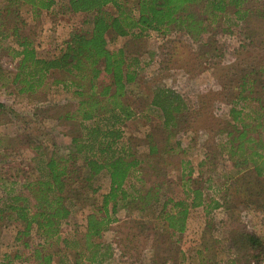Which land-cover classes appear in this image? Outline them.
Listing matches in <instances>:
<instances>
[{
    "label": "rangeland",
    "instance_id": "rangeland-1",
    "mask_svg": "<svg viewBox=\"0 0 264 264\" xmlns=\"http://www.w3.org/2000/svg\"><path fill=\"white\" fill-rule=\"evenodd\" d=\"M54 1L34 17L29 6L0 0V208L7 193L14 192L24 177L30 180L38 175L54 145L60 154L67 152L65 147L77 130L75 122L55 118L60 107L72 99L63 83L52 82L54 76L63 75H48L37 93H19L11 82L17 38L26 37L37 56L48 58L63 49L72 33L88 26L84 23L88 15L70 12L65 0ZM122 8L136 15L132 1H123ZM105 10L117 12L111 5ZM13 26L20 37L11 34ZM136 32L135 27L126 36L107 34L109 49L122 47L138 58L135 78L126 85L125 97L137 113L123 123L120 141L135 157L143 159L139 167L145 173L138 175L146 185L163 180L161 201L183 198L186 189L199 187L206 203L214 199L220 204L209 210L204 205L188 207L184 230L171 234L159 215L161 203L141 212L117 198V220L93 238L100 243L99 252L109 254L99 262L90 261L85 258L87 252L78 255L74 240L84 230L86 212L99 206L108 191L109 178L102 172L93 181L98 190L61 220L58 254L51 264H264V178L251 170L231 169L224 155L214 164L199 163L206 146L215 145L221 136L219 129L231 123L227 112L231 97L222 95V86L230 85L240 70L254 69L261 61L263 51L254 46L258 40L251 43L247 22L236 21L231 14L210 25L198 42L190 40L183 30L164 36L148 30L140 38L132 37ZM260 76L256 91L264 96V87L259 85L264 73ZM158 88L171 89L189 104L185 114H180L177 128L165 129L160 110L149 105ZM147 138L161 147L167 139L165 151L149 157ZM180 159L188 160L186 168ZM134 175L124 183L127 194L144 188ZM230 220L234 222L229 228ZM19 225L5 217L0 220V252L22 249V243L15 240ZM242 225L262 240L258 260L240 238L237 228ZM32 236L34 241H42L34 233Z\"/></svg>",
    "mask_w": 264,
    "mask_h": 264
},
{
    "label": "trees",
    "instance_id": "trees-1",
    "mask_svg": "<svg viewBox=\"0 0 264 264\" xmlns=\"http://www.w3.org/2000/svg\"><path fill=\"white\" fill-rule=\"evenodd\" d=\"M6 1L29 6L34 17L55 2ZM123 1L65 0L70 12L89 16L84 21L88 26L72 33L63 49L52 57L37 56L31 41L17 36V27L10 30L20 37L16 41L17 60L11 79L17 91L37 93L45 86L48 75H63L54 76L52 82L63 83L70 89L72 99L60 107L55 118L75 122L77 130L70 136L65 154H60L54 145L38 175L30 180L24 177L14 192L7 193L0 208V220L5 217L20 224L15 240L22 243V249L0 252V264H51L53 256L58 254L61 220L70 215L77 203H84L90 193L98 190L99 185H93V181L102 172L109 178L108 191L102 195L99 206L86 212L84 230L74 240L78 255L87 252L85 258L90 261L99 262L109 254L100 253V243L93 238L117 220L114 217L117 198L141 212L161 203L159 215L171 234L184 230L188 207L204 205L209 210L220 204L214 199L206 203L199 187L186 189L183 198L166 197L161 201L163 180L146 185V180L139 177V173H145L139 167L143 159L135 157L120 141L123 123L137 113L125 97L126 85L135 78L138 58L127 54L122 47L109 49L107 34L126 36L136 27L138 32L132 37L140 38L148 30L162 36L183 30L190 40L198 42L203 40L210 25L231 14L234 20L247 22L251 43L253 39L258 40L254 46L260 47L264 54V0H129L134 4L135 16L122 8ZM107 5L115 7L117 12L110 14L105 10ZM240 71L230 85L222 86V95L231 97L227 111L231 123L219 129L221 136L215 145L206 146L205 157L199 163L214 164L215 159L224 155L231 169L251 170L264 178V96L256 91L257 76L261 78L264 73V56L254 69ZM259 85L264 87L263 78ZM149 105L160 110L165 129L177 128L180 114H185L189 106L181 95L168 88L156 89ZM166 142L167 139L161 147L149 138L148 156L165 151ZM181 162L184 168L189 163L185 159H180ZM132 175L144 188L127 194L124 183ZM233 222L228 221L227 227ZM237 229L241 240L253 250V258L258 260L263 251L262 240L245 225ZM32 233L42 241H34ZM62 240L67 246L66 238Z\"/></svg>",
    "mask_w": 264,
    "mask_h": 264
}]
</instances>
